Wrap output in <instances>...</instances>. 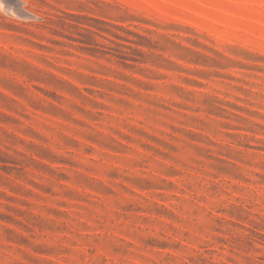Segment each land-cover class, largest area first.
Masks as SVG:
<instances>
[{
  "label": "rangeland",
  "instance_id": "rangeland-1",
  "mask_svg": "<svg viewBox=\"0 0 264 264\" xmlns=\"http://www.w3.org/2000/svg\"><path fill=\"white\" fill-rule=\"evenodd\" d=\"M0 264H264V0H0Z\"/></svg>",
  "mask_w": 264,
  "mask_h": 264
}]
</instances>
